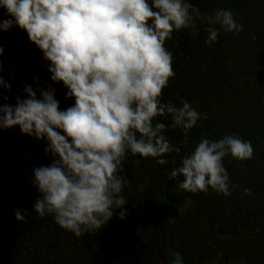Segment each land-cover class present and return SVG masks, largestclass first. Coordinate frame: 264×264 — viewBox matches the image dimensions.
I'll return each mask as SVG.
<instances>
[{"label": "trees", "instance_id": "obj_1", "mask_svg": "<svg viewBox=\"0 0 264 264\" xmlns=\"http://www.w3.org/2000/svg\"><path fill=\"white\" fill-rule=\"evenodd\" d=\"M190 2L202 19L166 39L175 76L161 101L179 106L187 100L207 118L185 135L168 127L170 119L156 117L180 153L164 154L166 165L127 155L121 172L125 218L117 212L100 230L80 237L34 212L40 193L32 184L33 169L52 161L46 141L22 135L18 126L0 129V264H167L175 252L184 264H264V0ZM218 8L231 10L242 30L221 31L209 46L206 17ZM6 18L0 9V21ZM0 46V74L11 84L8 91L0 88V105L14 104L17 94L23 96V83L35 87V77L51 83L41 52L24 30L0 31ZM53 86L60 108L70 106L62 83ZM225 135L251 141L253 148L248 159L222 161L230 196L210 187L192 193L178 187L182 177L168 178L201 138ZM17 209L25 221L15 219Z\"/></svg>", "mask_w": 264, "mask_h": 264}, {"label": "clouds", "instance_id": "obj_2", "mask_svg": "<svg viewBox=\"0 0 264 264\" xmlns=\"http://www.w3.org/2000/svg\"><path fill=\"white\" fill-rule=\"evenodd\" d=\"M0 9L7 17L0 31L24 30L50 73L51 83L35 77V87L23 83V96L17 94L14 104L0 105V129L18 126L22 135L46 141L45 153L52 157L50 164L33 169L32 184L40 193L33 205L36 216L50 215L77 237L97 232L117 212L124 219L126 156L139 154L166 165L164 154L180 153L164 134L166 124L155 118L170 119L168 127L185 135L207 118L187 100L179 106L161 101L162 89L175 76L165 41L200 21V10L190 0H0ZM206 22L209 46L221 31L242 30L224 8ZM60 83L73 100L65 109L53 86ZM0 88L11 89L2 74ZM252 153L251 141L235 135L201 138L168 178L182 177L178 187L192 193L210 187L227 197L230 181L223 159L244 160ZM14 216L25 221L18 209ZM167 264H184L181 253Z\"/></svg>", "mask_w": 264, "mask_h": 264}]
</instances>
